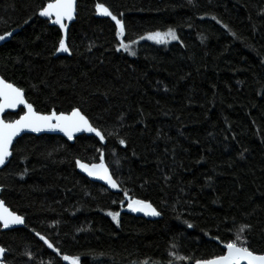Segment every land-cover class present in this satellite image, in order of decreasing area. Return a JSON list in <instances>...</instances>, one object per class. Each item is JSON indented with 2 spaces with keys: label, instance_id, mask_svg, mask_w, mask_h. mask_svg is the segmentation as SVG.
Wrapping results in <instances>:
<instances>
[{
  "label": "trees",
  "instance_id": "obj_1",
  "mask_svg": "<svg viewBox=\"0 0 264 264\" xmlns=\"http://www.w3.org/2000/svg\"><path fill=\"white\" fill-rule=\"evenodd\" d=\"M46 2L0 0V35L18 30L0 46V76L40 113L78 107L106 143L16 140L0 200L24 227L0 230L3 262L195 264L237 234L264 253V0H77L70 56L58 57L59 30L37 16ZM170 28L166 45L140 39ZM101 152L119 194L78 172ZM125 191L160 215L132 212Z\"/></svg>",
  "mask_w": 264,
  "mask_h": 264
},
{
  "label": "snow or ice",
  "instance_id": "obj_2",
  "mask_svg": "<svg viewBox=\"0 0 264 264\" xmlns=\"http://www.w3.org/2000/svg\"><path fill=\"white\" fill-rule=\"evenodd\" d=\"M95 9L98 14L110 17L111 20L115 22L117 37L124 36L125 26L122 19L114 15L103 3H97ZM75 11L76 0H47L45 5L39 9V15L49 18L54 25H58L59 29L63 31L68 27L65 21H72ZM213 19H215V17H213ZM10 35L11 33L5 32L3 35H0V41L5 40L6 37ZM168 38L171 40L178 39L174 30L171 28L165 33L158 31L149 32L146 33L145 36L140 37L141 40H154L156 43L165 42ZM58 43L59 46L56 48V52L69 51L63 36ZM121 47H123L125 51H129L126 44L122 43ZM129 54L135 55L134 52H130ZM20 105L23 106V109H21L23 114L19 115L18 119L5 120L0 118V165H4L11 155L10 146L13 143V138L17 137L19 133L26 129L33 132H40L42 129H58L63 132L69 140L73 139L74 133L81 131L94 133L96 137H99L100 141L105 139L102 132L92 126L89 119L78 107H73L71 111L67 113L57 112L55 109L46 114L40 113L34 109L32 103L26 101L24 89L0 78V113H5V111L9 109H16ZM120 143L124 144V141L121 140ZM76 166L86 172L88 176L97 177L105 181L110 188H118L117 181L112 178L108 168L104 164L102 152L100 163L86 164L78 159L76 160ZM124 195L128 200L127 207L132 212H143L145 215L152 216L160 215V213L153 208L151 203L145 200L129 198L127 191H125ZM107 214L111 216L114 221L117 220L119 216L118 212H108ZM23 222V217L9 211V209L4 206V202L0 201V223H3L4 227H8L10 224H22ZM188 227H192V225L189 224ZM246 228H250V226H241L240 232H243ZM37 235H39V233H37ZM40 239L43 240L49 248L53 247L45 237L40 236ZM222 243L223 249L225 250L222 255L207 259H197L195 264H264V253H257L251 249L250 246H248L246 237L237 234L235 239H230ZM4 251L5 249L0 247V253ZM63 259L65 261H70V264H79L77 257L64 255ZM0 264H2V262H0Z\"/></svg>",
  "mask_w": 264,
  "mask_h": 264
},
{
  "label": "water",
  "instance_id": "obj_3",
  "mask_svg": "<svg viewBox=\"0 0 264 264\" xmlns=\"http://www.w3.org/2000/svg\"><path fill=\"white\" fill-rule=\"evenodd\" d=\"M76 4H77V0H76ZM37 16H38V18H40V19H42V20L48 21L50 26L56 27V28L59 30L61 37L63 36V37L65 38V42H66V45H67V35H68V30H69L71 24L75 21L76 11H75V13H74V18H73L72 21H65V23L68 25V27H67L65 30H63V31H61V30L59 29V26H58V25H54V24L51 22V20H50L49 18H47V17H41V16L39 15V12H38ZM17 32H18L17 29H16V30H12V31H10L9 33H11V35H10L9 37H6L5 40L0 41V46H2L3 44L7 43L8 41H10V39H11L15 34H17ZM61 37H60V38H61ZM58 46H59V44H58ZM58 56H70V53H69V51H68V52H56V51H55L54 57H58ZM0 78H2V77L0 76ZM21 109H23V106H22V105L18 106L16 109H9V110H6L5 113H0V118H3V116H4L6 113H17V112H18L19 110H21ZM22 114H23V112H22ZM22 114H21V115H22ZM17 119H18V118H17ZM25 134L33 135V136H41V135H54V136H60V137H62L64 140H66V141L69 142V143H73L74 140H75V138H77L78 136H82V135H84V136H88V137H93V138H95V139L99 142V144H100L101 146H104L105 143H106V142H105V139H104L103 141H100L99 137H96L94 133H89V132H84V131L74 133V134H73V139H72V140H69V139L67 138V136H65L64 133L61 132V131H59L58 129H42L40 132H33V131H31V130H27V129H26V130H23L21 133H19L17 137H14V138H13V143H12V145L10 146V152H11V154H12V147H13L14 143L16 142V140H18L21 136H23V135H25ZM102 153H103V152H102ZM10 158H11V155L9 156L8 160L5 162L4 165H0V171L5 167V165L7 164V162L9 161ZM100 159H101V154H100V158H99V162H98V163H100ZM103 161H104V158H103ZM98 163H97V164H98ZM104 164H105V166L107 167L105 161H104ZM107 168H108V167H107ZM108 170H109V168H108ZM78 172H79L80 175H82L84 178H86V179L89 180L90 182L97 183V184L101 185L102 187H104L105 189H107L108 191H110L111 193L119 194V193L121 192V189H120L119 186H118V188H116V189H112V188H110V187L107 185V183H106L105 181L100 180V179L97 178V177H91V176H88V174H87L86 172H84L83 170H81L80 168H78ZM109 174L112 176L110 170H109ZM112 178H113V176H112ZM113 179H114V178H113ZM114 180H115V179H114ZM0 193H1V188H0ZM128 197H129V196H128ZM123 198H124V200L128 203V200L125 198V195H124V194H123ZM129 198H130V197H129ZM0 201H1V200H0ZM4 206L7 207V206L5 205V203H4ZM7 208H8V207H7ZM8 209H9V208H8ZM9 211H11V210L9 209ZM11 212H12V211H11ZM138 214L141 215L143 218H146V219H148V220H153L154 218H156V216L145 215L143 212H138ZM23 227H24V222H23L22 224H10L8 227H4L3 223H0V230H1L2 232H4V231H10V230H13V229H18V228H23ZM5 255H6V251H4L3 253H0V262H2V264H5V263L3 262V260H4V256H5Z\"/></svg>",
  "mask_w": 264,
  "mask_h": 264
},
{
  "label": "rangeland",
  "instance_id": "obj_4",
  "mask_svg": "<svg viewBox=\"0 0 264 264\" xmlns=\"http://www.w3.org/2000/svg\"><path fill=\"white\" fill-rule=\"evenodd\" d=\"M144 41H148V42H151V43H155V44H158V45H166L168 44L169 42L173 41L171 40L170 38L166 39L165 42H162V43H156L154 40H147V39H143Z\"/></svg>",
  "mask_w": 264,
  "mask_h": 264
}]
</instances>
